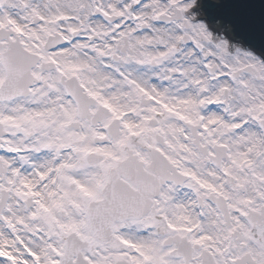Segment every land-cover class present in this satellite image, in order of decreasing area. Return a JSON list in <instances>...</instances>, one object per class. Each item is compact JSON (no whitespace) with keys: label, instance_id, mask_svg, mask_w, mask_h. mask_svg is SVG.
Here are the masks:
<instances>
[{"label":"snow or ice","instance_id":"snow-or-ice-1","mask_svg":"<svg viewBox=\"0 0 264 264\" xmlns=\"http://www.w3.org/2000/svg\"><path fill=\"white\" fill-rule=\"evenodd\" d=\"M0 264H264V0H0Z\"/></svg>","mask_w":264,"mask_h":264}]
</instances>
